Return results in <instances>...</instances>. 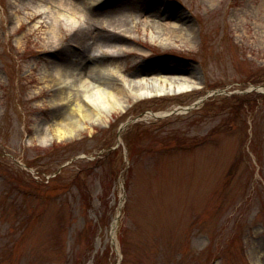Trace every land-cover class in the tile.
Segmentation results:
<instances>
[{"label":"rangeland","instance_id":"374dc122","mask_svg":"<svg viewBox=\"0 0 264 264\" xmlns=\"http://www.w3.org/2000/svg\"><path fill=\"white\" fill-rule=\"evenodd\" d=\"M50 2L0 0V264H264V100L245 93L264 86V0H69L86 18H60L58 45L36 13ZM116 30L119 54L90 60L78 37ZM100 63L125 111L38 142L68 111L56 92H77L54 67ZM182 79L192 89L129 97Z\"/></svg>","mask_w":264,"mask_h":264},{"label":"bare ground","instance_id":"6f19581e","mask_svg":"<svg viewBox=\"0 0 264 264\" xmlns=\"http://www.w3.org/2000/svg\"><path fill=\"white\" fill-rule=\"evenodd\" d=\"M50 3H54L56 10L49 9V7H41L36 13H49L50 18L53 19L50 30L51 39L53 43L58 45L59 41L57 40L56 32L57 21H60V18H62L68 28L76 27L78 25V19L84 16L86 18V15H84L78 7L75 8L72 4L70 5L69 0H51ZM60 11H69V15L65 16ZM127 32L126 30H120V32L116 30L114 33H111L112 37L107 39H104L102 36L103 34H97L101 39L91 40L89 42L90 44H86L87 36L82 35L78 37V41L88 48L90 60L96 51H107L108 54L116 56L119 54L120 46H122L128 38ZM96 70L98 71V75H95ZM109 70H111V67L101 63L94 66L92 65L89 67L88 71H80L79 68L71 65L65 67L56 65L54 67L50 75L56 81V89L58 90L60 86L64 87V83L68 81L75 83L74 86L77 92H73V90H70L71 88L65 89V87L56 92L54 96L55 100L61 106H66L68 111L62 112L58 117L59 120L54 125L53 133H50L49 128L42 130L41 133L38 132V142L46 143L54 139L58 141L70 138L73 139L77 137L79 131L83 129L84 122H99L100 116L103 114L111 116L114 112L125 111L128 105L125 104L126 101H123V97L111 91L108 86L101 83L105 82L103 81V74L105 75ZM114 80L117 81L115 78ZM168 83L164 81V84H156L149 89L147 87L144 89L142 87L141 89H136L132 83L129 97L133 101H138L139 99L156 96L178 94L188 91L194 86V82L183 79ZM114 223L116 224V222Z\"/></svg>","mask_w":264,"mask_h":264},{"label":"trees","instance_id":"16d2710c","mask_svg":"<svg viewBox=\"0 0 264 264\" xmlns=\"http://www.w3.org/2000/svg\"><path fill=\"white\" fill-rule=\"evenodd\" d=\"M243 107H244V106H243V102H241V107H240V110H241V109H243Z\"/></svg>","mask_w":264,"mask_h":264}]
</instances>
